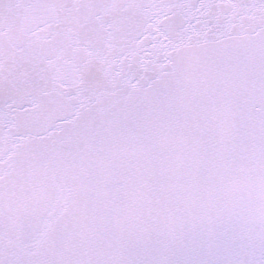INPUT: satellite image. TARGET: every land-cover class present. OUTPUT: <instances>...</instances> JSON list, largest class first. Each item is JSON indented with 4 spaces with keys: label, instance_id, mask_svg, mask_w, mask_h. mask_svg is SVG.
Listing matches in <instances>:
<instances>
[{
    "label": "snow or ice",
    "instance_id": "1",
    "mask_svg": "<svg viewBox=\"0 0 264 264\" xmlns=\"http://www.w3.org/2000/svg\"><path fill=\"white\" fill-rule=\"evenodd\" d=\"M0 264H264V0H0Z\"/></svg>",
    "mask_w": 264,
    "mask_h": 264
}]
</instances>
